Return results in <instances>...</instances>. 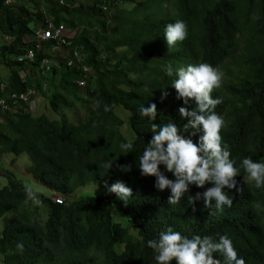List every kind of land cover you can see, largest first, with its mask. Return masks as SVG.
<instances>
[{
  "label": "trees",
  "instance_id": "obj_1",
  "mask_svg": "<svg viewBox=\"0 0 264 264\" xmlns=\"http://www.w3.org/2000/svg\"><path fill=\"white\" fill-rule=\"evenodd\" d=\"M9 1L0 0V30L11 39L0 44V60L10 68L9 77L0 79V86L5 87L3 92L0 88V94L36 88L49 98L58 117L35 116L23 109L2 117L0 154L27 153L30 164L24 172L58 197H70L90 184L110 186L117 181L132 188L133 196L127 205L107 188L98 196L77 201L61 203L54 197H42L49 210L44 224L38 210L28 209L32 203L26 202L24 186L0 170L8 181L0 189V219L25 205L1 231L4 264H157L147 241L157 239L169 227L189 238L208 235L218 241L227 235L246 264H264V187L256 188L254 181L245 180L243 168L237 177L241 190H226L233 205L225 206L223 212L205 207L203 200L194 205L188 202L189 195L206 191L212 183L204 188L190 185L189 193L170 205L171 190H158L156 177L142 176L138 168L139 157L152 139L153 123L175 122L181 134L197 144L203 134L183 131L187 120L178 110H191L196 104L194 99L187 105L177 99L171 86L175 76L168 77L165 72L169 63L174 71L208 63L229 72L231 82L212 92L213 98L222 99L215 108L226 121L222 143L237 167L246 157L264 162V0H175L172 10L171 0H142L130 11L125 5L135 0H124V5H120L121 0H110L106 11L98 0L79 6L77 0H70V7L53 0ZM44 4L47 11L42 9ZM47 18L75 31L62 49H53L56 42L45 40L37 50V29L31 23L42 21L40 27H44ZM176 20L186 22L188 35L169 49L164 29ZM30 49H36V60L19 61L18 57ZM69 49L70 53L81 52L82 63L69 66L67 58L58 55ZM126 50L131 51L128 58L118 55ZM45 57L55 61L47 74L42 70ZM232 57L237 58L238 72L229 62ZM33 67L44 74L51 95L42 81L35 84L31 75L26 81L21 78V72ZM162 89L169 93L163 101ZM96 101L99 106H94ZM151 103L157 105L155 121L139 112L142 105L149 107ZM78 104L86 114L75 121L67 111ZM118 107L129 113L131 137L121 130L125 121L115 113ZM128 141L133 149L123 152L119 145ZM109 162L113 164L110 169L105 167ZM121 165H131V171H121ZM160 168L169 179H175L164 165ZM18 243L23 244V250ZM214 258L225 264L223 256L214 254Z\"/></svg>",
  "mask_w": 264,
  "mask_h": 264
},
{
  "label": "clouds",
  "instance_id": "obj_2",
  "mask_svg": "<svg viewBox=\"0 0 264 264\" xmlns=\"http://www.w3.org/2000/svg\"><path fill=\"white\" fill-rule=\"evenodd\" d=\"M188 35V27L183 20L169 23L164 29V36L169 49L177 42H183ZM168 77L175 76L172 87L177 92V99H182L184 104L195 100L196 107L189 109L180 107L179 114L187 123L183 125V131L192 130V135L202 131L199 143H194L191 138H185L181 129L175 122H167L161 125L153 123L151 132L152 139L147 143L143 154L139 157L138 168L142 176L156 177L155 187L163 191L171 190L168 198L170 205L179 203L189 193L190 185L204 188L206 183L214 186L207 188L204 192H197L195 196H188L190 205L196 201L203 200L205 207L223 212L225 206L232 207L233 199L228 191L239 192L240 168L246 172L245 180L254 181L256 188L264 187V162H256L251 157L242 160L239 167L236 161L231 159V153L226 145L222 143V129L226 126L224 118L215 112V108L222 103L221 98H213L212 92L219 88L224 72L219 67L208 63L189 64L186 67L174 71L171 63L165 66ZM169 95L166 89H162L161 100ZM44 98H46L44 96ZM99 101L94 106H99ZM109 107L105 105V111ZM140 115L151 118L157 117V105L151 103L149 107L143 105L139 109ZM123 152H130L133 143L128 141L119 145ZM164 165L166 170L172 173L175 179H169L160 166ZM113 166L111 162L105 167ZM131 165H121L123 172L131 171ZM109 193H115L117 198L127 205V201L133 196L132 188L125 182L117 181L110 186L105 185ZM228 190V191H226ZM24 191L26 202L31 201L34 206L42 204L38 196V189L32 185L25 184ZM17 247L23 250V244ZM147 247L155 253L157 264H221L220 259L214 258V254L224 257L225 264H246L243 258L238 257V252L233 241L227 235H221L219 240L212 236L194 235L189 238L171 227L166 232H161L157 239H149Z\"/></svg>",
  "mask_w": 264,
  "mask_h": 264
},
{
  "label": "rangeland",
  "instance_id": "obj_3",
  "mask_svg": "<svg viewBox=\"0 0 264 264\" xmlns=\"http://www.w3.org/2000/svg\"><path fill=\"white\" fill-rule=\"evenodd\" d=\"M175 0H171L170 3V9L172 10L173 7V3ZM142 2V0H135L134 4H131L130 2L127 3L125 5V9L127 10H132V8L134 7V5L136 3ZM85 4V5H89L90 3H92V0H77L76 2V6H79L80 4ZM47 5H43L42 9L47 11L46 8ZM115 12H112L108 15V18L111 19L112 16L114 15ZM42 21H39L38 24H36L35 22L31 23V26L35 29H39L41 26ZM111 23L115 24L114 21H111ZM112 24V26H113ZM66 34L68 36H74L75 31H70L69 29L66 31ZM11 39H8L7 37H5V35L3 34V32L0 30V44L3 43H7L9 42ZM243 46L245 45V43H242ZM245 50L243 49L240 53L244 52ZM70 49L68 50H62L58 53L59 56L68 58L70 57ZM131 54V51H121L118 53V55L120 56H125L126 58H128ZM116 57H114V59H116ZM56 62H59V59L56 58ZM229 62L232 64V68L234 70V72H238L240 70V66L237 64V58L236 57H232ZM55 63V61H54ZM223 72H224V77L222 80V83L220 85V87L223 85H226L228 83L231 82V80L233 79V77L230 76L229 72L225 70V68H220ZM134 75H137L136 70H133ZM10 75V68L4 64V62H2L0 60V79L2 78L3 80H5L7 77H9ZM31 75L32 79L36 81L35 84L38 83V81H42L43 84H46L47 82L45 81V77L44 74L38 70V68L33 67L31 68V70L28 71H23L21 72V78L26 81L27 76ZM239 78L238 79H234V83H238ZM232 82V83H233ZM39 84V83H38ZM42 84V85H43ZM46 91H49V95H51V89H48V85L46 84ZM81 93H84L85 90L81 89L79 90ZM43 95V96H42ZM37 97L38 100V107L36 110L32 111V114L35 116H40L42 114H48L51 118H57L58 115L56 113L53 112V110L51 109V105L49 102V98H44L45 94H42ZM81 104H78L77 107L72 110V111H67L68 115L71 117L72 120L78 119V117L85 115L86 114V110L84 109V107L80 106ZM115 113L122 119L124 120V124L121 125V130L122 132H124L127 137H131L132 133L129 129V113L128 111H126L125 109H122L121 107H118L115 109ZM28 164H30V160L29 157L27 155V153H21L20 155H15L11 152H6V153H2L0 154V170L3 171V174L5 175V172H9L10 174H12V177L14 179H16L18 182H20L23 186L25 184H30L33 186L34 189H38V196L39 198L42 197H58L59 195H53L54 192L51 191L49 188L45 187L44 185H42L41 183H39L38 181H36L35 179H33V177L31 175H29L28 173L24 172V168H26L28 166ZM2 176L0 175V189H3L4 187L7 186V178L6 176ZM106 189L105 187V183L103 182H99L96 184H90L84 187H80L78 188L75 192H73L72 194H70V197H66V196H60L62 199H67V201H77L82 197H87V196H98L100 195L104 190ZM24 206H22L20 209H16L13 211L8 212L7 214H5L1 219H0V234L1 231L4 228L5 223L10 219L11 216H15L19 211H22ZM30 211H37L40 213L41 215V222L45 224V222L47 221L48 217H49V210L48 208L44 205L41 204L39 206H34L33 204H31L29 206ZM121 222H125V218H121ZM122 248V246H121ZM0 264H4V256L0 255Z\"/></svg>",
  "mask_w": 264,
  "mask_h": 264
},
{
  "label": "built area",
  "instance_id": "obj_4",
  "mask_svg": "<svg viewBox=\"0 0 264 264\" xmlns=\"http://www.w3.org/2000/svg\"><path fill=\"white\" fill-rule=\"evenodd\" d=\"M55 3L59 4L62 7H70L69 1L70 0H53ZM94 0H92L93 3ZM100 2L102 9L106 11L108 9L109 1L110 0H98ZM8 2H10L8 0ZM120 5H124V0H121ZM66 27L64 24H57L52 18H47L45 21V26L40 27L36 30V39L39 41L37 46V50H40L42 47V43L45 40H54L56 45L53 49H62L64 44H69L68 35L66 34ZM37 52L36 49H30L24 55L18 57L19 61L32 63L36 60ZM83 57L79 50H74L70 54V57L67 58V63L69 66L77 65L82 63ZM54 65V61L50 58L45 57L42 61V70L44 74L49 73ZM87 71V68H85ZM84 84V82H81ZM1 92L4 90V86L1 85ZM40 93H38L36 88L28 87L23 92H13L7 95L0 94V120L2 117L6 116L7 114L17 113L20 109L33 111L36 110L38 107V100L37 97ZM42 95V94H40ZM43 96V95H42ZM54 200L60 201L61 203L65 201L61 197H54Z\"/></svg>",
  "mask_w": 264,
  "mask_h": 264
},
{
  "label": "crops",
  "instance_id": "obj_5",
  "mask_svg": "<svg viewBox=\"0 0 264 264\" xmlns=\"http://www.w3.org/2000/svg\"><path fill=\"white\" fill-rule=\"evenodd\" d=\"M8 39H10L9 37H7Z\"/></svg>",
  "mask_w": 264,
  "mask_h": 264
}]
</instances>
